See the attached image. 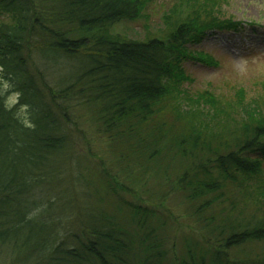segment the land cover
Here are the masks:
<instances>
[{
    "label": "trees",
    "instance_id": "1",
    "mask_svg": "<svg viewBox=\"0 0 264 264\" xmlns=\"http://www.w3.org/2000/svg\"><path fill=\"white\" fill-rule=\"evenodd\" d=\"M191 1L131 37L148 0H0V264H264V94L191 93L242 29Z\"/></svg>",
    "mask_w": 264,
    "mask_h": 264
},
{
    "label": "rangeland",
    "instance_id": "2",
    "mask_svg": "<svg viewBox=\"0 0 264 264\" xmlns=\"http://www.w3.org/2000/svg\"><path fill=\"white\" fill-rule=\"evenodd\" d=\"M222 14L221 18L231 17L242 22L238 31L209 29L200 43H190L212 58V64L198 59H188L185 67L192 77L190 90L193 95L208 90L223 102L222 112L235 113L240 118L245 108L243 104L264 94V0H216ZM209 8L212 0H198ZM191 0H148L146 17L137 21H126L115 28L131 37L143 36L145 27L155 32H162L169 27L168 16L175 10L189 9ZM209 6V7H207ZM6 16L0 15V25L7 22ZM252 21V22H251ZM245 89L247 97L237 96L239 89ZM0 89L7 92L9 87L0 76ZM15 94L10 93L9 102H15ZM192 104L189 103V107ZM238 113V114H236ZM223 118V115H221ZM209 120V119H206ZM205 120V121H206ZM162 163V161L160 160ZM117 170V168H116ZM180 196H172L171 202L178 204L177 214H181ZM13 204V202H12ZM183 217V216H182ZM185 218H182L184 220ZM11 250L0 243V260H5Z\"/></svg>",
    "mask_w": 264,
    "mask_h": 264
}]
</instances>
